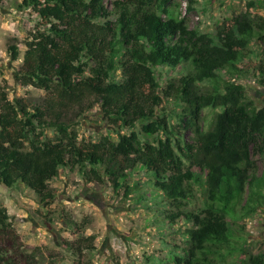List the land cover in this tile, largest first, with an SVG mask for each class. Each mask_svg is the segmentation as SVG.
Listing matches in <instances>:
<instances>
[{
	"label": "trees",
	"instance_id": "16d2710c",
	"mask_svg": "<svg viewBox=\"0 0 264 264\" xmlns=\"http://www.w3.org/2000/svg\"><path fill=\"white\" fill-rule=\"evenodd\" d=\"M173 2L114 0L109 9L107 0L20 1L17 8L38 21L15 78L45 97L41 103L8 100L0 90V186L21 183L48 204L54 198L48 182L68 167L88 183L106 178L113 193L128 198L130 176L139 166L163 197V223L179 219L189 227L188 248L173 264H216V257L237 251L243 264H264L246 253L232 228L238 211L243 218L246 209L254 213L264 206V104L257 107L243 85L223 78L245 76L237 65L257 41L263 56L252 70L264 88V17L241 12L203 33L189 27ZM193 4L187 0V12ZM180 67L184 76H169ZM160 68L168 71L162 83ZM169 100L180 106L173 124L157 112ZM95 105L106 126L129 130L110 147L101 140L78 143L66 122L70 112L80 118ZM136 122L155 136L153 143L141 141ZM44 131L53 138L34 140ZM195 185L202 207L194 212L185 208ZM93 240L65 244L75 264H84ZM8 244L17 257L21 247L0 206V264L7 263ZM20 256L34 259L33 253Z\"/></svg>",
	"mask_w": 264,
	"mask_h": 264
},
{
	"label": "rangeland",
	"instance_id": "374dc122",
	"mask_svg": "<svg viewBox=\"0 0 264 264\" xmlns=\"http://www.w3.org/2000/svg\"><path fill=\"white\" fill-rule=\"evenodd\" d=\"M21 0H0V90L8 100L23 98L30 103H41L45 92L33 87H22L16 81L22 62L25 42L35 32L38 21L30 10L17 8ZM107 0L108 8L112 9ZM187 0H174L179 5L178 12L184 16L190 28L203 33H213L219 25L229 22L241 12L251 16L264 17V0H194L193 10L186 11ZM252 3V6L249 4ZM47 26L41 24V29ZM257 41L252 42L244 52L245 59L237 65L246 71L245 76L229 77L245 87V95L257 107L264 104V88L253 76V70L260 62L263 52ZM180 67L169 76L180 78L186 74ZM167 69L160 68L158 81L162 83L168 76ZM180 109L175 103L164 102L159 114L170 118L171 124ZM77 133V142L83 140L103 141L108 147L117 141V135L127 134L106 126L102 121V111L95 105L80 118L68 114L66 122ZM133 131L145 143H153L155 136L141 131V122H136ZM51 131L39 132L34 140L52 139ZM260 170L261 163L257 162ZM132 192L124 198L122 191L112 192L106 178L88 183L77 169L59 168L57 175L48 182L53 200L46 204L21 183L7 189L0 186V206L10 216L11 226L20 252L16 257L4 246L7 254L5 264H75L76 259L65 244L81 237L93 236V251L84 252V264H173L175 255L187 250L185 232L189 228L183 220L163 223L166 211L163 197L151 185L148 175L139 166L130 176ZM195 198L187 204L186 210L198 211L202 207L201 188L194 186ZM161 205V206H159ZM240 218L238 211L232 220V228L239 239L244 241V249L253 257L264 262V206L254 213L246 209ZM166 222V221H165ZM81 223H86L84 227ZM239 240V241H240ZM237 251V247H236ZM34 254V259H26L21 254ZM216 264H243V254L239 251L226 254Z\"/></svg>",
	"mask_w": 264,
	"mask_h": 264
}]
</instances>
